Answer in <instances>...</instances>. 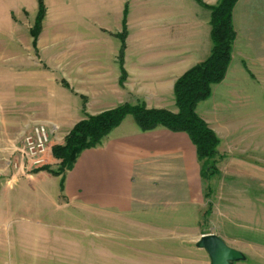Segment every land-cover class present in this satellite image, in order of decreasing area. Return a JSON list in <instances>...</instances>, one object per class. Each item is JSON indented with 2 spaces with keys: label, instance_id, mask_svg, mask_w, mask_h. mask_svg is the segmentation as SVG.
I'll return each mask as SVG.
<instances>
[{
  "label": "rangeland",
  "instance_id": "obj_1",
  "mask_svg": "<svg viewBox=\"0 0 264 264\" xmlns=\"http://www.w3.org/2000/svg\"><path fill=\"white\" fill-rule=\"evenodd\" d=\"M10 1L0 0V176L1 168L14 173L19 164L28 166L27 172L54 175L60 160L53 156L52 147L63 145L55 139L59 128L23 120L26 87L21 84L55 82L71 88L59 73L60 50L67 48L63 36L68 30L94 36V9L73 10V20L79 22L61 24L62 18H68L65 12L72 10L48 8L43 0L46 12L34 44L31 30L39 0L32 8L2 7ZM124 20L126 39V16L120 31L103 32L121 40ZM254 43L252 51L257 54L263 42ZM120 52L122 70L125 51L122 65ZM256 66L253 73L244 62L252 83L241 80L234 90L230 111L235 119L213 122L222 158L217 162L218 174L205 182L199 220L181 182L170 186L163 182L161 193H138L135 210L110 215L69 202L60 195L62 175L60 181L48 176L28 186L17 185L8 197H0V264H210L207 251L197 246L201 236L209 233L245 255L234 264H264V61ZM82 100L85 109L86 97ZM129 118L133 120L132 115ZM37 125L47 126L51 134L40 163L33 164L27 156L26 136ZM196 225L198 231L193 232Z\"/></svg>",
  "mask_w": 264,
  "mask_h": 264
},
{
  "label": "crops",
  "instance_id": "obj_2",
  "mask_svg": "<svg viewBox=\"0 0 264 264\" xmlns=\"http://www.w3.org/2000/svg\"><path fill=\"white\" fill-rule=\"evenodd\" d=\"M44 1L48 8L72 10L65 12L68 18H62L61 24H75L73 10L94 9V36L69 30L63 36L67 48L60 50L59 73L65 76L71 88L55 82L34 84L27 80L21 84L26 87L23 104L27 116L23 120L57 125L58 144H64L65 136L86 114L94 115L120 104H145L148 108L177 112L176 80L211 54V12L196 0ZM203 1L215 5L219 0ZM36 2L11 0L2 7L32 8ZM125 10L128 25L124 56L126 78L121 84L118 60L121 40L103 31L114 34L120 31ZM233 25L237 36L226 76L221 83L212 86L211 97L196 107L197 113L215 132V118L235 119L236 114L230 109L234 110L232 97L239 82L252 83L244 62L255 73L256 64L264 61V51L261 52L264 49V0H238L233 10ZM258 41L263 43L256 54L252 47ZM82 96L86 97L85 109ZM215 106L222 112L214 111ZM130 116L104 137L100 145L79 154L73 168L64 174L60 195L78 206L94 208L97 214H125L135 210L138 193H161L163 182L168 186L181 182L186 185L187 199L198 210L199 220L203 216L207 180L201 176V162L190 137L163 126L142 131ZM218 151L222 153L221 141ZM14 167L19 171L9 174L8 168H1L0 197H8L9 191L17 185L28 186L40 178L61 179L60 175L46 171L27 172L28 166ZM2 212L7 214L6 210ZM198 227L196 225L193 232H197Z\"/></svg>",
  "mask_w": 264,
  "mask_h": 264
},
{
  "label": "trees",
  "instance_id": "obj_3",
  "mask_svg": "<svg viewBox=\"0 0 264 264\" xmlns=\"http://www.w3.org/2000/svg\"><path fill=\"white\" fill-rule=\"evenodd\" d=\"M202 7L211 12V40L210 56L203 62L193 66L180 76L174 85L177 112L166 109L147 108L144 104L131 105L125 103L114 109L106 110L96 115H88L80 120L66 136L63 145L52 147L53 156L60 160V170L52 172L62 175L73 168L79 154L89 148L101 144L114 128L128 116L132 115L142 131L154 130L163 126L174 132H185L196 147L201 162V176L209 180L218 174L217 162L222 157L218 152L220 140L215 131L197 113L198 103L207 100L212 95V86L221 83L228 71L232 60L233 45L236 40V30L233 25V10L238 0H219L215 5L206 4L203 0H196ZM39 8L35 26L31 30L34 44L41 31V22L46 8L43 0H39ZM126 16V10H125ZM120 35L121 65L126 48V22ZM126 73L122 67L121 82Z\"/></svg>",
  "mask_w": 264,
  "mask_h": 264
},
{
  "label": "water",
  "instance_id": "obj_4",
  "mask_svg": "<svg viewBox=\"0 0 264 264\" xmlns=\"http://www.w3.org/2000/svg\"><path fill=\"white\" fill-rule=\"evenodd\" d=\"M197 246L207 251L211 260L210 264H234L245 259V255L241 251L228 246L215 233L202 235Z\"/></svg>",
  "mask_w": 264,
  "mask_h": 264
},
{
  "label": "built area",
  "instance_id": "obj_5",
  "mask_svg": "<svg viewBox=\"0 0 264 264\" xmlns=\"http://www.w3.org/2000/svg\"><path fill=\"white\" fill-rule=\"evenodd\" d=\"M51 132L45 125H37L31 134L26 136L27 156L33 164L40 163V158L44 155L49 143Z\"/></svg>",
  "mask_w": 264,
  "mask_h": 264
}]
</instances>
